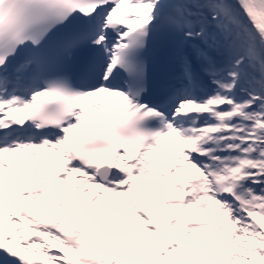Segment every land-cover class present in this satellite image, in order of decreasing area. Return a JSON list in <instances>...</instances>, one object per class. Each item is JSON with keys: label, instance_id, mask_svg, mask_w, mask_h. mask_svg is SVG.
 <instances>
[{"label": "snow or ice", "instance_id": "6c2138e0", "mask_svg": "<svg viewBox=\"0 0 264 264\" xmlns=\"http://www.w3.org/2000/svg\"><path fill=\"white\" fill-rule=\"evenodd\" d=\"M0 264H264V0H0Z\"/></svg>", "mask_w": 264, "mask_h": 264}]
</instances>
